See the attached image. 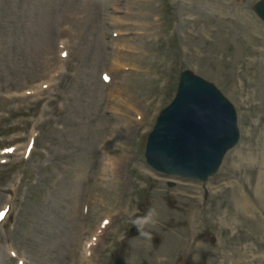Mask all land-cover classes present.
<instances>
[{
	"label": "rangeland",
	"instance_id": "374dc122",
	"mask_svg": "<svg viewBox=\"0 0 264 264\" xmlns=\"http://www.w3.org/2000/svg\"><path fill=\"white\" fill-rule=\"evenodd\" d=\"M41 1L0 0L6 9L0 16V135L6 133L5 129L9 127V124L15 129L27 126V117L21 115L32 114V109L36 110L37 105L27 108V104L31 102L14 100L11 94L24 89L39 77L42 71L39 64L42 61L53 63L55 41L60 36L61 26L59 25L70 21L77 12L70 7L61 16L59 14L64 10V6L59 0H44L45 4ZM178 1L124 0L122 9L138 15L131 17V23H143L144 19V24L141 25L151 32V35L146 37L151 44L145 41L146 43L140 47L137 45V40L122 42L123 45L136 47L135 49L147 54L141 57L142 60L135 59L139 57L138 55L131 60L127 57L125 59L131 61H127L128 63L137 65L138 69L147 70L149 74L130 73L127 78L117 74L118 90L126 92L135 101H140V106L147 109L146 120L149 126L154 110L163 108L169 102L175 89L178 72L185 68H192L197 74L213 83L236 106L240 115L242 140L239 146L225 158L219 176L210 180L209 193L204 202H202L199 186H195L196 191L185 190L181 184L169 189L166 179L149 174L140 161H131L123 173L129 180V186L126 187L121 183L120 186L116 183V186L112 188L113 191L108 194L109 204L103 209V211L119 213L121 208H128L127 215H120L115 219L114 228L108 236L107 249H121V253L127 255L129 264H144L143 262L149 264L155 253L158 252L159 255V250L165 244L167 232L165 227L168 230V222L172 224L174 220L184 221L187 218V224L182 225L189 237L186 253L173 256L163 254L159 258L164 261L162 264H176L180 260L182 264H235V262L264 264V193L259 191L261 184L258 183L261 167L264 164L261 153V148L264 146V77H262V85L257 87L253 79L256 77L243 73L247 65L242 64L241 68L238 65L240 58L246 56L241 52L242 49H246L239 42L241 36L244 37L246 31L250 34V38L254 39V35L264 40V28L251 15L242 16L241 12L235 11L237 6L233 0H218L216 4L204 1L205 14L215 17L222 15L232 19L228 22L224 20L222 23L218 22L217 29L222 26V35H228L226 37L229 40L222 49L211 52L210 46L203 40L184 41L183 32L190 28L185 25L184 19L201 16L197 15L198 9H194L195 0H189L193 6L187 9H182ZM248 2L251 3V0H245L241 6L246 9ZM147 4L149 12L153 11L154 16H160L161 22L152 24L149 20L151 14L139 18V15L147 12L145 7ZM226 5H231L233 11L228 7L225 8ZM97 7L96 5L93 10L88 8L90 11L88 17L90 13L94 14L93 11L97 12ZM72 26L81 33L82 39L78 49L75 43L72 44V62L77 64L76 67L69 69V72H73V77L64 78L60 84L61 92L66 96L68 105L61 112L53 114L48 110L42 113L44 118L53 114L55 124L61 128V131L55 130L50 125L43 127L41 140L50 144L52 152L55 150L58 152L56 160L67 159L69 156L75 157L77 164H82V170H84L91 168V163L95 162L94 157L91 158L94 156L98 141L96 137L85 139V133L88 130V124L103 110L104 95L108 90L98 80L99 70L106 65L109 58L120 59L123 62L125 60L111 52L112 42L105 43L98 38L92 44L86 39L89 28L86 27L85 30L78 23H73ZM195 30L197 26L193 27V31ZM208 30L207 37L213 39L211 30L210 32ZM170 34L173 36L170 41H166L164 37ZM254 41L260 43L257 39ZM120 44V41H116V45ZM212 54L232 58L234 65L231 61L217 63L210 59ZM205 55L208 56L207 60L201 58ZM91 86L97 88V95L92 94ZM121 111L123 109L118 112ZM125 113L127 115L124 119L127 120V124H132L129 120L130 115ZM112 119H114L115 128L124 124L122 121L118 123L119 114ZM102 124L98 123L99 127ZM143 130H149V128L138 129V135L142 134ZM84 146L85 149L82 150ZM129 147V145H122L123 150ZM132 147L134 150L138 149L136 144ZM56 169L57 172L50 173L47 180V186L53 190L52 203L49 205L48 212L45 213L46 221L51 225L47 224L46 228L37 231L39 237L33 238L36 240L31 246L44 249L54 244L53 239L43 238V234L48 231L55 234V237L57 235L56 241H65L61 246L64 251L68 240L71 239L76 220L70 214L68 200L71 196L70 189L64 184L66 182L62 179L56 187L54 186V182L60 178L61 174L58 166ZM98 169L101 172L102 168ZM89 180L91 184L94 183L91 174ZM225 186L234 188L235 193H243L245 197L242 198L248 202L251 200L256 212L252 208H240L248 207V205L236 203L232 192L227 193L223 190L220 193ZM183 194L197 195L201 199H192V201ZM236 199L239 198L236 197ZM157 204L166 212L167 217L161 218L159 214L157 215L158 211L154 213L153 210ZM98 208L99 206L94 207V211ZM250 211L252 214H248ZM227 213V218L223 219ZM93 218L91 212L89 221L92 222ZM132 226L137 227L138 234L135 238H126V232ZM212 236H216L218 241L215 246L210 247L208 240ZM121 237L125 238L122 246L117 243ZM141 244L143 252L138 250ZM38 252V250L30 251L32 254ZM62 252L59 253L60 256Z\"/></svg>",
	"mask_w": 264,
	"mask_h": 264
},
{
	"label": "bare ground",
	"instance_id": "6f19581e",
	"mask_svg": "<svg viewBox=\"0 0 264 264\" xmlns=\"http://www.w3.org/2000/svg\"><path fill=\"white\" fill-rule=\"evenodd\" d=\"M116 159H118L117 158V156H116ZM259 181L261 182V184L262 185H264V174L263 173H261V175H260V178H259ZM236 194V193H235ZM241 197V196H240ZM236 200V199H235ZM154 211V210H153ZM155 212V211H154ZM161 216H166V213H161ZM181 222H177L176 220L172 223V225H169V227H168V230L169 231H167V233H166V235H165V239H164V241H165V244H164V246H163V251L164 250H166V248L165 247H167L169 244H171V242H173V241H175L176 242V240L178 239V238H175L174 239V235L176 234V233H178V234H184V228H174L175 226H178V224H180ZM174 242V243H175ZM160 254L161 255H163V253H162V251L160 252ZM167 255H169V256H171V253H169V252H167Z\"/></svg>",
	"mask_w": 264,
	"mask_h": 264
},
{
	"label": "clouds",
	"instance_id": "9594fccd",
	"mask_svg": "<svg viewBox=\"0 0 264 264\" xmlns=\"http://www.w3.org/2000/svg\"><path fill=\"white\" fill-rule=\"evenodd\" d=\"M149 215L151 216V215H152V213L150 212V213H149Z\"/></svg>",
	"mask_w": 264,
	"mask_h": 264
}]
</instances>
